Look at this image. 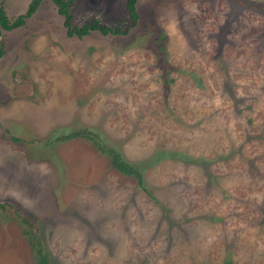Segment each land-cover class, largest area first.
<instances>
[{
    "label": "rangeland",
    "instance_id": "obj_1",
    "mask_svg": "<svg viewBox=\"0 0 264 264\" xmlns=\"http://www.w3.org/2000/svg\"><path fill=\"white\" fill-rule=\"evenodd\" d=\"M68 1L125 34L50 0L2 33L0 264H37L22 219L49 264H264V0Z\"/></svg>",
    "mask_w": 264,
    "mask_h": 264
},
{
    "label": "trees",
    "instance_id": "obj_2",
    "mask_svg": "<svg viewBox=\"0 0 264 264\" xmlns=\"http://www.w3.org/2000/svg\"><path fill=\"white\" fill-rule=\"evenodd\" d=\"M43 0H31L29 3L27 10L24 14L17 16L14 19H10L4 8L0 6V38L3 32H11L15 29L22 27L25 24V21L30 18L36 11L38 10L41 2ZM53 5L57 9L58 15L63 19V26L66 29V34L69 37H84L90 35L92 32H99L103 36H117L124 35L125 32H122L118 28H111L106 25H100L97 20H93L92 22L82 26V27H72L71 26V12H70V3L68 0H50ZM138 0H127L126 8L127 11L135 22L138 19V14L136 11V4ZM244 4L247 7H251L252 3L249 1H244ZM264 13V11H263ZM4 46L0 41V59L4 56ZM84 138L91 140L97 149L103 154L107 155L110 160L111 166L121 175L127 178H133L137 182V186L146 192V188L144 185V179L141 170L133 164L125 161L124 158L120 155L118 151H115L112 148L106 147L105 145H100L96 142L97 138L88 130H79L73 131L70 135L63 136L58 140L67 141L69 139L74 138ZM160 159V157L158 158ZM5 204H0V208L4 209ZM21 223L25 224V228H22V234L27 237L28 244L30 246L31 251L35 254V259L37 264H49L50 258L49 254L44 248L42 240L33 231V227L31 223L27 219H22Z\"/></svg>",
    "mask_w": 264,
    "mask_h": 264
}]
</instances>
